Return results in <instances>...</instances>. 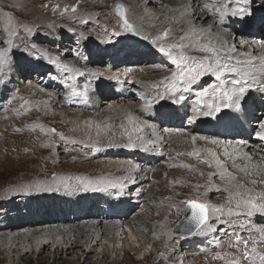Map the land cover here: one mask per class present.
<instances>
[{"label":"bare ground","instance_id":"obj_1","mask_svg":"<svg viewBox=\"0 0 264 264\" xmlns=\"http://www.w3.org/2000/svg\"><path fill=\"white\" fill-rule=\"evenodd\" d=\"M119 1L130 2L132 9H135L136 17L130 22L138 30L145 31L143 27L148 25L152 31L150 33H156L162 27L170 26L172 28L170 38L178 39L188 27L184 23L175 22L173 17L178 16V13L168 11L169 8L183 6L188 0ZM224 2L229 4L230 9L237 7L234 0ZM92 3L94 8L100 5L97 0ZM205 3H216V0H191L196 26L210 28L212 36L227 41L229 45L234 44L238 50L233 55L242 61L251 60L252 64L246 70H250L256 76L258 85H264V61L260 60L264 58V10H261L264 8V0H250L247 7L250 13L254 11L250 14L252 17L228 15L223 22L204 8ZM108 28L106 30L110 33L115 30L111 26ZM238 36L242 39L241 42L237 41ZM128 48L122 50H127L128 56L136 58V61L127 63L126 67L123 66L125 70L116 73L102 71L103 60L88 61L84 58L83 50L82 57L74 58L70 78L78 77L82 81L73 86L71 93L74 90L83 91L85 88L90 90L93 87L95 90L91 93L87 91L86 97L71 96V93L65 95L60 92L57 84L53 86L52 82H45L42 79L38 81L34 79L28 85L21 80L12 84L19 71L13 73L6 64L0 66L2 80L0 156L5 154L7 148L12 151L6 156L10 162L2 164L5 169L0 173V179L6 181L7 186L4 188L21 189L43 183L47 185L58 183L64 186L63 192L59 193L63 195L60 196L61 200L45 197L37 202L35 208L31 198L28 199L26 210L19 207L17 212H13L17 207L15 203L12 207L10 204L6 207H10L12 212H5L0 217V254L5 255L0 264L10 259L14 252L18 257L17 260H13L14 264H144L152 259L150 257L153 251L156 252L158 248L164 250L161 254L162 262L168 255V264H179V260L184 263L188 257L194 256L192 243L200 240H204L206 244L210 242L216 244L217 252L223 253L225 248L222 242L228 238L220 239L222 234L227 233L217 230L219 223L216 221H219L218 217L223 216H219L220 213L213 215L209 220L215 231H197L191 237H170L168 230L183 216V203L191 198L187 196L188 193L192 198L200 199L218 194L219 196L208 202L209 205L217 206L222 199L229 201L226 188L233 193L236 191L230 188L226 179H219V169L211 153H216L228 171L238 178L244 174L232 167L231 159L224 157L225 148L232 153L242 147L244 152L253 157L254 164L260 163V157L264 156V141L257 139L255 142L251 136L252 140H248L250 131L247 130L245 122L248 120V125L252 127L264 124V87L249 90L239 111L229 109L232 111L231 114L225 116L216 114L218 115L216 119L200 116L192 122L191 117L198 110L205 111V104L211 102V97L202 98L198 95L205 91L200 88L203 87V83L193 85L187 91L196 96V106L191 109V115L188 114L189 106L170 105L169 108H163L159 104L161 101L159 94L164 92V84L168 82L166 78L171 77L164 73L157 76L156 74L162 70L159 67H151V56ZM115 53L119 54V51L116 50ZM191 54L202 55L198 52ZM61 58L62 56H59L58 59ZM122 61L126 62L124 58L112 60L111 67H117ZM95 64L96 67H93ZM162 68L165 72L168 70L165 64ZM77 69L83 74L81 75ZM126 72L128 75H124ZM107 76L113 80H117L115 77L119 76L118 81L127 84L128 87L122 89L121 93L115 89L111 91L112 80H105L106 84L99 87L98 77ZM35 77L36 75L33 78ZM209 77L216 79L211 75L202 78L206 80ZM85 80L90 84L83 85ZM20 83L27 87L25 92H18ZM219 84L220 81L216 80V85ZM134 88L136 91L139 90L138 92L143 90V93L140 92L136 98L134 97V100L140 101L135 100L125 105L127 99H131L129 92L135 91ZM187 92H183V95H187ZM23 98L34 104H26L28 102L22 101ZM152 100L157 102L146 106V101ZM17 106L20 111H17ZM91 109L93 111H90ZM226 110L228 109L222 111ZM222 111L220 113H224ZM186 115L189 116V120L182 124L183 119H188ZM5 117L10 121L6 122ZM129 117L132 118V123L129 122ZM4 122L6 124L2 125ZM147 125H152L155 132ZM136 126L142 127L143 131H133ZM51 128L56 130L55 133L50 131ZM129 133L132 134V141L138 145L142 143L139 137L155 143L148 145L150 150L147 152L141 147H123L129 143ZM58 134L63 135L65 139L61 140ZM193 137H196L195 142ZM7 140H14L15 143L10 145ZM212 140L223 143L212 144ZM239 141H243L244 144L239 145L237 143ZM61 146L63 152L69 155L65 157L58 155ZM71 146L83 147V150L78 147L72 150ZM196 152L199 156L193 155ZM23 159L30 161L31 165L27 168L22 167L26 166ZM205 160L212 166L204 163ZM135 165H139V168L137 169ZM11 166L13 168L7 171L6 169ZM155 167H158V170H155ZM51 172L58 173L54 180H48ZM253 178L261 177L257 174ZM17 181L20 183L23 181V185L15 187ZM240 183H244L248 189H253V196L264 192V185H253L247 180H240ZM114 184L118 186L113 187ZM121 184L122 189L119 187ZM88 191L93 192L86 193ZM63 193L74 196L66 200ZM102 193L105 196H100ZM91 194L93 196H90ZM130 196L134 199L130 200ZM158 199H164L165 204L159 205L156 202ZM235 202L236 199H233L230 205L234 210ZM135 212V217L129 218L130 214ZM224 215L225 218H232ZM242 216L235 217L244 220ZM250 219L252 228H264V215L254 214ZM157 224L161 227H157ZM253 234L256 235L255 232ZM178 238L184 245H178L169 253L173 241ZM133 239H136L137 244L143 243L144 246L150 243V250L143 255L138 254L135 259L134 246L126 242ZM258 251L264 253V247H258ZM229 254H232L230 259H233L239 257L240 253L234 248Z\"/></svg>","mask_w":264,"mask_h":264},{"label":"rangeland","instance_id":"obj_2","mask_svg":"<svg viewBox=\"0 0 264 264\" xmlns=\"http://www.w3.org/2000/svg\"><path fill=\"white\" fill-rule=\"evenodd\" d=\"M92 1L94 0H0V30H1L0 31V51H5L7 53V63L5 64L9 66L11 71L13 73H15V71H19V73H16L17 74L16 78L11 82L12 84L17 83L18 80H21L22 82H25L26 85H28L29 83H32L34 79H36L37 81L38 79H42L45 82H52L53 86L54 84H57L59 86L60 92L67 95L71 93L73 86H77L79 82L82 81L81 79H78V77L70 78V73L71 72L73 73V71L71 70H72L73 63H75V59H78V57H82L81 50L84 51L85 53L84 58L87 59L88 61H90L91 59L103 60L104 64L101 66V69L103 68L102 71L104 70L107 73L109 71H112L116 73V72L125 70L124 67H126L127 63L129 62L135 63L136 61V58L131 57L132 58L131 59L128 56L129 53L128 54L126 53L127 50H122L128 47H129L128 49L138 50L140 53L146 56H151L152 57L151 63H150L151 67L153 68L159 67V69L162 70L156 74L157 76H160L162 75V73H164L166 76L172 77L175 71V66L172 65L171 62L165 56L159 53L156 47L151 43L152 37L160 35L165 29L171 28L170 26H164L161 29H159L156 33L154 32L150 33L152 32L150 31V27L148 25H145L143 27L145 28V31L144 29L142 31L139 30L141 33L140 35H135L133 33H127L123 31L122 21L116 12V6L122 4L124 8L126 9V15L128 19L133 20L136 17V11L135 9L134 10L132 9L130 2L128 1L120 2L119 0L118 1L117 0H97L100 2V5L98 6V8H94ZM107 2L108 4L106 5ZM57 5L59 6V9L54 11V8ZM73 7H77L78 10L76 12H72L71 9ZM65 8L69 9L67 13L63 12ZM261 10L263 11L264 8H262ZM253 13L254 11L251 14ZM247 16L252 17V15H247ZM198 21L202 22L201 19H198ZM108 26H111L115 30L112 31V33H110L109 31H107L109 29ZM26 28L31 29V32L26 31ZM116 32L120 34L113 35V33H116ZM144 35L149 36L150 39L149 40L143 39ZM238 38L241 39L240 36H238ZM170 39H173V37H171ZM239 39L237 41L241 42L242 39L241 40ZM109 40L110 42H108ZM160 43H166V41H160ZM116 50L119 51V54L115 53ZM59 56H62L60 60L58 59ZM116 58H119V59L124 58L126 62H123V61L119 62V65L117 67L112 68L111 62L112 60L114 61ZM51 60H55L57 61V63H51L50 62ZM260 60L264 61V59H260ZM164 64L167 65V68H168L166 72L163 71L164 68H162ZM63 65H68L69 70L66 71L62 67ZM93 67H96V64L95 66L93 65ZM77 71L82 73L80 69H77ZM35 75L36 77L33 78ZM98 79H99V82H97V85L99 83V87H103L104 84H106L105 80H109V81L112 80L113 83L111 82L112 85L110 88L111 91H114L115 89V91L121 93L122 89L124 90L126 87H128L127 84L119 82L118 80H113V78H110L108 76L105 78L98 77ZM203 79L205 78L200 79L194 85L200 84L202 82L203 87H200V88H203V90H208V91H210L214 86H217L216 79H213L212 77H209L206 80H203ZM0 81H2L1 75H0ZM22 84L23 83L19 84L20 87L18 89V92H25L27 90V87ZM89 84L90 82L86 80L83 83V85H89ZM82 86L80 87L82 88ZM93 90H95L93 87H91L90 90L88 89L90 93L93 92ZM133 90L135 91L129 92L131 99H127V102L124 103L125 105L133 103L136 100V99L134 100V97L136 98V96H138L140 92L143 93V90H140V92H138L139 90L136 91L135 88ZM188 94L190 95V97H187ZM96 95H98V93ZM187 95H183L184 98L180 101V103L178 102V103L173 104L171 103L172 101L170 99L165 98V100L163 99L161 101L159 99L160 101L159 104L163 106V108H169L171 107L170 105L174 107L178 105L189 106L190 110L188 114L191 115L192 114L191 109L193 110V108L196 106V99H195L196 96L195 94L190 93V92H187ZM26 100L27 98H23L22 101H26ZM102 100H104V98H102ZM137 100L140 101V99H137ZM27 102L28 103L26 104H30V105L34 104L28 100ZM21 105H23V102H21ZM18 108L19 107L17 106L16 107L17 111H20V109ZM90 111H93V109H91ZM222 112L224 113H217V114H221L222 116H225L226 114L232 111H229L228 109ZM188 117L189 116H187L186 118ZM5 120L6 122L10 121L8 117H5ZM188 120L189 118L183 119L182 124H184V122L187 123ZM245 123L247 125V130L250 131L248 140H252L251 138L253 137V141L255 142L258 141L256 137V133L260 130V126L252 127L251 125H248L249 123L248 120ZM4 124L6 123L4 122L2 125ZM51 129H54V128H51ZM205 137L213 138L212 136H205ZM7 143L11 145V144H14L15 141L7 140ZM77 147L78 146H74V147L71 146L70 148L74 150ZM78 148L83 150L82 149L83 147H78ZM9 153H12V151L9 148H7L5 150V154L3 153L4 155L0 156V162H1L0 163V173L4 172L3 169H5L3 168L2 164L3 163L7 164L8 162H10L9 158L6 157V156H9L8 155ZM58 153L60 157H65L69 155L63 152L62 146L59 148ZM22 161L26 163V166L25 165L22 166L24 168L25 167L27 168V166L31 165L29 164L30 161L27 162L28 161L27 159H23ZM162 165L164 166V163ZM16 167H21V165L20 166L16 165ZM12 168L13 167L11 166L10 168L6 170L10 171ZM155 170H158V167H155ZM169 173H172V172H169ZM57 174L58 173L56 172H51L48 180H51V179L54 180ZM2 179H0V185L3 184L2 188L0 189V217H2L5 212H12L10 211L12 210L10 209V207H12L14 203L18 208L17 207L14 208L13 212H17L19 207L26 210L25 208L29 203L28 199L30 200L32 198V201L34 203L33 205L35 208H37V202L40 201L41 199H44L45 197H50L52 199L58 198L61 200L60 196H63V195H59V193L63 192L64 189L62 187L64 186L58 183H56L55 185H47L43 183V184L34 185V186H27L26 188H21V189H18V188L13 189L12 187L11 188L12 190L11 189L9 190L8 187L7 189L4 188V186H7V185H6V181H3L4 179L3 180ZM22 182L20 183V181H17V184L15 185V187L22 186L23 185ZM94 188L96 187L94 186ZM66 189H69V188H66ZM2 192H7V193H2ZM92 192L88 191L86 193L90 194ZM64 195H65L66 200H69L70 197L74 196V194H71V195L64 194ZM90 196H93V195L91 194ZM100 196L103 197L105 196V194L102 193L100 194ZM187 196H191V198L190 199L188 198L185 201L197 200L199 202L209 204L208 203L209 201L213 200L216 196H219V195L214 194V195L209 196L207 199L192 198V195L190 193H188ZM34 198H36L35 201H34ZM129 199L132 200L134 198L130 196ZM218 201H216V203ZM156 202L159 205L165 204L164 199H158ZM9 204H10V207L6 208L9 206ZM217 207H220L222 209V213L226 214L228 207H230L228 203V199H222V201L217 204ZM182 213H183L182 214L183 216H181V218L176 220L169 227L168 231H169L170 237H175V236H182V237L190 236L191 237L198 231L196 230L191 235L174 234V229L186 217L185 202L183 203ZM216 214H219V213H216ZM216 214H213L211 210H209V220H211L213 218L212 216ZM224 214L220 213L219 216L221 215L223 216H221L219 220L220 219L231 220L233 225H236L239 222L243 221V219L241 220L240 218H237L235 216H232V218H225ZM135 215H136V212L131 213L129 218H134ZM242 218H244V220L245 219L251 220L250 218H245V216H242ZM1 222L3 223V221ZM216 222L219 223L217 225L218 226L217 230L221 232L230 233L231 231L234 230L233 227L229 225L221 224L219 221H216ZM157 227H161V225L157 224ZM235 230L239 231L238 228H236ZM241 234L247 235V233H244V232H242ZM221 236L222 237H220V239L222 238L225 239L226 237L228 238L227 234H222ZM180 241L181 239L179 238L173 241L169 253H171L178 245H181V246L184 245V242H180ZM126 242L127 244L134 246L135 248L134 252L136 253L134 257L135 259L138 257V254L143 255L147 253L148 250H150V245H149L150 243L144 246L143 243L137 244L136 239H133V241L129 240ZM222 243H224L222 245H224V248H225L223 250V253H218L216 244L211 243V242L206 244L204 240L202 241L200 240L196 243H192V246H193L192 251L194 253V256L188 257L184 261V263L186 264L187 263L228 264V262L231 260L230 255H232L229 253H232L234 248L228 247V239L226 241H223ZM140 245H143L144 247ZM163 252L164 250L161 248H158L156 252L153 251L152 257H150V259L151 258L152 259L149 261H146V263L144 264H168V261H167L168 255H166L164 262H162L161 260L162 258L161 254ZM217 255L223 256L224 258L219 259V260L215 259L214 257ZM4 258H5V255L1 253L0 263L3 261ZM17 259H18L17 253L14 252L11 254L10 259L8 258V260L3 264H14L13 260H17ZM181 262L182 260L178 261L179 264H184ZM243 263L247 264V261H243Z\"/></svg>","mask_w":264,"mask_h":264},{"label":"snow or ice","instance_id":"obj_3","mask_svg":"<svg viewBox=\"0 0 264 264\" xmlns=\"http://www.w3.org/2000/svg\"><path fill=\"white\" fill-rule=\"evenodd\" d=\"M237 7L229 8V4L224 0H216V3H205L204 8L209 11L210 14L216 16L220 22H223L226 16H245L250 15V11L247 7L250 0H234ZM167 7V6H165ZM57 5L54 8L58 10ZM77 7L71 9L72 12H76ZM69 11L68 8L63 10L64 13ZM168 11L178 13L179 15L173 17L175 22L184 23L188 25L187 29L179 36L178 39H169L172 32L171 28L165 29L160 35L151 38V43L156 49L165 56L172 65L175 66V71L170 79L166 78L168 82L164 84V92L159 94V99L163 100L168 98L173 104L181 101L183 92L189 91L194 84H196L202 77L211 75L220 81V84L214 86L210 91L205 90L200 92V97H211V102L205 104V111H197L195 115L191 117V121L195 122L200 116L215 118L217 113H220L223 109H233L239 111L241 109L242 101L246 93L257 87H264V85L257 84L256 76L250 71L246 70L252 64L251 60H240L233 53L236 52L235 45H229L227 41L219 37L211 35L210 28L197 27L193 20V7L191 0L188 3L177 8H169ZM116 12L122 20L123 31L127 33H133L140 35V31L130 22L126 15V9L124 6L117 5ZM26 31L31 32V29L26 28ZM14 34V33H13ZM116 32L113 35H119ZM143 39L149 40L147 35L143 36ZM160 41H166V43H160ZM110 42V40L108 41ZM192 52H198L202 55H192ZM51 63H57L55 60H51ZM7 63V53L0 51V65ZM59 66V65H58ZM66 71L69 70L68 65L62 66ZM81 75L83 73H80ZM128 75V73H124ZM229 77H231L229 79ZM115 79L119 80V76ZM164 83V82H161ZM154 87H156L154 85ZM88 89L83 91H73L71 96L86 97ZM180 93V95H176ZM71 96L69 97V103L72 102ZM157 101H146V106H150ZM23 107V106H21ZM7 111V108H5ZM129 122L132 123V118L129 117ZM149 128H153L152 125H147ZM123 127V125H121ZM19 130V129H17ZM51 132L55 133V129H51ZM133 131L142 132L143 128L136 126ZM153 132L155 129L153 128ZM60 135V134H58ZM257 139L264 141V124L260 125V130L256 133ZM60 139L64 140L65 137L60 135ZM142 141L141 144H136L132 141V134H128L129 143L123 145L127 148L141 147L144 151H149V144H154L152 140L144 141L143 137H139ZM195 142L196 137H193ZM75 143V141H72ZM212 144L223 143L221 141L212 140ZM239 145H243V141L237 142ZM193 155L199 156V153H193ZM215 157L216 167L219 169V179L227 180L230 188L236 189L233 193L226 188L225 191L229 195V205L232 204L233 199H236L235 210L232 207H228L227 216H245L247 218L252 217L254 214L264 215V192L256 193L252 195L253 189L246 188L244 183H240V180H247L253 185H264V156L260 157V163L254 164L253 157L243 151L240 147L238 150L229 153L227 148L224 150V157L232 160V167L239 170L244 175L237 177L232 172L228 171L227 166L221 160L216 153H211ZM239 161V162H238ZM247 161V163H244ZM206 164L211 163L207 160L203 161ZM138 169L139 165H135ZM184 167H189L184 165ZM257 174L260 175V179L253 178ZM134 182V181H133ZM83 183V181H81ZM117 187L118 185H112ZM67 187V185H66ZM122 189L123 184L119 185ZM245 195L247 198H245ZM188 209L191 210V221L194 222L196 230L208 232L215 231L216 229L209 224V210L213 214L222 213V209L217 206L205 204L197 200L185 201ZM219 219V217H218ZM221 224H226L233 227V231L227 233L228 235V247L235 248L240 253L239 257L231 259L228 264H243V261H247V264H264V253L258 251V247H264V228L257 227L253 230L250 226L249 220L245 219L236 225L232 224L231 220L220 219ZM236 228L239 231L235 230ZM227 232V230H226ZM247 233L242 235L241 233ZM256 233V235L253 234ZM220 246V245H218ZM223 256L217 255L215 259H223Z\"/></svg>","mask_w":264,"mask_h":264},{"label":"water","instance_id":"obj_4","mask_svg":"<svg viewBox=\"0 0 264 264\" xmlns=\"http://www.w3.org/2000/svg\"><path fill=\"white\" fill-rule=\"evenodd\" d=\"M190 221H191V210L188 209L186 205V217L174 229V234H192L196 230V228L194 222H190Z\"/></svg>","mask_w":264,"mask_h":264}]
</instances>
